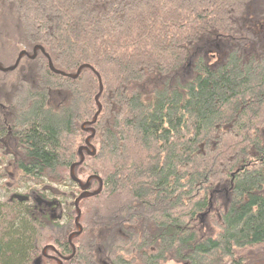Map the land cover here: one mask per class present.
<instances>
[{
	"label": "trees",
	"instance_id": "1",
	"mask_svg": "<svg viewBox=\"0 0 264 264\" xmlns=\"http://www.w3.org/2000/svg\"><path fill=\"white\" fill-rule=\"evenodd\" d=\"M246 3L0 0L3 67L38 45L63 73L92 68L71 79L37 51L0 73L12 98L0 144L19 156L7 159L17 187L38 186L27 190L36 201L0 203V264H56L45 245L71 253L80 191L69 167L96 110V73L95 153L74 174L103 184L79 200L85 225L62 264H264L240 255L264 248V0Z\"/></svg>",
	"mask_w": 264,
	"mask_h": 264
},
{
	"label": "water",
	"instance_id": "2",
	"mask_svg": "<svg viewBox=\"0 0 264 264\" xmlns=\"http://www.w3.org/2000/svg\"><path fill=\"white\" fill-rule=\"evenodd\" d=\"M37 51H40L41 53H43V55L47 58V62H48V67L49 69L55 73V74H60L62 76H65V77H68V78H71V79H75L77 78V76L79 75L81 69L83 68H89V69H92L89 65H81L77 68L76 72L74 74H64L63 72L59 71V70H56L54 69L49 57L47 54L44 53L43 49L41 46H38V45H35L32 49V52L31 54H29L28 52H26L25 50H21L18 52L17 56H16V59L14 61V63L11 65V66H7V67H3L1 66L0 64V72L1 73H7V72H12L18 65L20 59L22 57H26L28 59H31L33 60L36 56V52ZM96 73V72H95ZM97 77H98V83H99V93L94 97L95 98V103L97 105V111L95 112L94 114V117L92 118V120L88 123L90 125L94 124L96 119H97V116L98 114L100 113L101 111V104L100 102L98 101V96L102 90V83L100 81V78L98 76V74L96 73ZM81 130L82 131H85V132H90V135H88L85 140H84V145H81L78 147V154L80 156V159L77 163H74L70 166L69 168V177L70 179L76 183V185L78 186L79 190L81 191L80 194L76 197V199L74 200V206L77 207V204L79 202L80 199L82 198H86V197H90V196H94L96 195V193L98 191H95V192H89L88 191V185H89V182L92 180V179H96L97 177L96 176H93V175H89L84 181L80 180L79 178H77L74 174V168L78 165H80L83 161V155H82V152L85 151L88 155L90 156H93L94 153H95V148L90 144V139L91 137L93 136V132H94V129L92 127H88L86 129H84V124H82L80 126ZM98 179V178H97ZM99 180V179H98ZM101 189V183H100V180H99V190ZM20 200H24L25 197L24 196H17ZM78 210V209H77ZM79 213V211H78ZM75 224L77 227H79V224L77 223L78 221V216L75 217ZM74 234H77V232H75ZM74 234L72 236H74ZM71 238V237H70ZM70 241V239H69ZM47 249H51V250H54V248L52 246H45L43 249H42V255L44 257H49L48 255H46V250ZM74 251V249H73ZM54 260L56 261L57 264H61V260L57 259L56 257H54ZM38 260H36V263L35 264H38Z\"/></svg>",
	"mask_w": 264,
	"mask_h": 264
},
{
	"label": "bare ground",
	"instance_id": "3",
	"mask_svg": "<svg viewBox=\"0 0 264 264\" xmlns=\"http://www.w3.org/2000/svg\"><path fill=\"white\" fill-rule=\"evenodd\" d=\"M245 1H247V3L245 4V6H246V8H249L251 5H250V2H251V0H245ZM0 37L1 38H4L5 36H4V32L1 30L0 31ZM49 68V67H48ZM55 69V68H54ZM50 70V69H49ZM51 71V70H50ZM52 72V71H51ZM64 74H66V73H64ZM12 101V98H11V96L10 95H6V93L2 90V89H0V102L2 103V104H5V103H10ZM95 105H96V103H95ZM101 108H102V106H101ZM97 111V105H96V110L94 111V113H92L91 114V118L89 119V120H85V121H83V122H81L80 123V126L82 125V124H84V129H86V128H88L89 126L90 127H92V125H90V124H88L91 120H92V118L94 117V114H95V112ZM99 115V114H98ZM98 117V116H97ZM97 120V119H96ZM96 122V121H95ZM5 126H7L6 128H5V131H4V135L5 136H8V135H10V134H12V129H11V127H10V125H8L7 124V122H5ZM93 128V127H92ZM81 129V128H80ZM85 132V131H84ZM1 133V132H0ZM87 134L84 136V138H83V140H82V144L81 145H84V140H85V138L88 136V135H90V132H86ZM93 136H94V132H93ZM92 136V137H93ZM1 137V136H0ZM91 137V138H92ZM91 140V139H90ZM90 142V141H89ZM90 144H91V142H90ZM92 145V144H91ZM93 146V145H92ZM94 147V146H93ZM77 154H78V152H77ZM82 155H83V161L85 160V158H86V156H89L90 157V155H88L85 151H83L82 152ZM79 159H80V156H79V154H78V160H76V161H74L72 164H74V163H77L78 161H79ZM82 161V162H83ZM0 163H1V161H0ZM71 164V165H72ZM70 165V166H71ZM70 168V167H69ZM93 176H96L99 180H100V183H101V189H102V184H103V182H102V179H101V177L100 176H98V175H96V174H92ZM7 175H4L3 173H1L0 174V179L2 180V184H3V190L5 191V192H7L9 195H15V196H26L25 194H24V192H21L20 191V193H18V190L20 189V187H16V186H14V181H13V179H11V178H8V177H6ZM92 179V180H94L96 183H97V185H96V188L95 189H93V190H89V185H88V191L89 192H95V191H98L97 193H96V195L97 194H99L100 193V191H101V189L99 190V180L98 179ZM43 179H44V177H43ZM45 184H49L50 185V183H45ZM44 185V184H43ZM26 186V188H25V191L26 190H28V191H31V192H34V191H36V189H37V185L35 184V183H28V184H26L25 185ZM22 190V189H21ZM17 192V193H16ZM11 193H13V194H11ZM34 193H36V192H34ZM35 196V195H34ZM34 196H32L31 198H33ZM36 197V196H35ZM53 204H55L56 206H58V207H62L63 205V203L59 200V199H53ZM0 203H3V202H1L0 201ZM75 207V206H74ZM0 208H2L1 206H0ZM75 217H77L78 216V221H77V223L79 224V227H77L76 226V224H75V228L74 229H70V230H68L67 231V233H66V241L70 244V247H71V253L69 254V255H65V256H62L60 253H56L55 255V257L57 258V259H59V260H61V264H62V262H65V261H68L72 256H73V254H74V252H75V248H74V246H73V244H72V242H71V240H72V238L73 237H75V236H79L82 232H83V226L85 225V221L84 220H82L81 222L82 223H80L79 222V220H81L82 218H81V211L79 210V208L78 207H75ZM78 209V210H77ZM78 211H79V213H78ZM75 217H74V220H75ZM74 223H75V221H74ZM83 224V225H82ZM75 232H77V234H74ZM74 234V236H72ZM71 237V238H70ZM69 239H70V241H69ZM45 246H51V245H45ZM45 246H43L42 248H41V256H42V258H46V259H53L54 260V256L53 255H51V254H47L46 253V255H48L49 257H44L43 255H42V249L45 247ZM53 247V246H52ZM54 248V247H53ZM73 249H74V251H73ZM254 249H256V248H248V249H245L244 251H253ZM47 250H51V249H47ZM47 250H46V252H47ZM51 251H54V250H51ZM248 253H250V252H248ZM249 255H254V253H252V254H249ZM57 264V263H56Z\"/></svg>",
	"mask_w": 264,
	"mask_h": 264
},
{
	"label": "rangeland",
	"instance_id": "4",
	"mask_svg": "<svg viewBox=\"0 0 264 264\" xmlns=\"http://www.w3.org/2000/svg\"><path fill=\"white\" fill-rule=\"evenodd\" d=\"M4 56H6V54L3 52L2 53ZM2 80L4 81V78H2ZM0 108L2 109V110H5L6 109V107L4 106V104H2L1 102H0ZM4 118V114H1L0 115V119L1 118ZM2 137V136H1ZM1 137H0V139H1ZM5 144H8V142L5 140L4 141V139H3V142L0 144L1 146H2V149L0 150V161H1V163H0V174L1 173H3L4 175H7V173H10V175H11V178H12V176H13V173H12V171H11V167L9 166L10 165V162H9V160H7L8 158V156H10L11 155V152H10V149H7V147H5L6 145ZM5 145V146H4ZM9 145V144H8ZM4 146V147H3ZM4 188H3V184H2V180L0 179V201L1 202H4L5 201V199H6V197H8V196H10L7 192H5L4 190H3ZM73 189V188H72ZM71 189V190H72ZM61 191H63V192H65L66 190H67V188H61L60 189ZM20 191L21 192H24V189H19L18 190V193H20ZM73 191H74V189H73ZM17 193V192H16ZM11 194H13V193H11ZM4 200V201H3ZM253 250V249H252ZM248 252H250V253H248ZM252 253H256V254H263L264 255V248L263 247H261V248H256V249H254L253 251H241L240 252V255H244V256H247V255H249V254H252ZM167 264H174V263H167Z\"/></svg>",
	"mask_w": 264,
	"mask_h": 264
},
{
	"label": "flooded vegetation",
	"instance_id": "5",
	"mask_svg": "<svg viewBox=\"0 0 264 264\" xmlns=\"http://www.w3.org/2000/svg\"><path fill=\"white\" fill-rule=\"evenodd\" d=\"M1 64V63H0ZM1 66H2V64H1ZM1 73V72H0ZM1 109V108H0ZM8 159H15V160H17V158H19V156H17V154L15 155H10V156H8L7 157ZM6 177H8V178H11V175H10V173H7V176ZM11 179H13V181H14V186H16L17 187V176H12V178ZM25 188H26V186H22L20 189H24V194L26 195V196H24L25 197V199L24 200H20L17 196H13V195H10V197H13V199L14 200H16V201H24V202H26V201H28V200H30V201H36L37 200V197H33V198H31L32 197V195L31 194H28L27 193V190L25 191ZM4 201V200H3ZM42 203V202H41ZM39 205H45V207L47 206V207H50V208H47L48 209V211L50 212V216L51 217H54V214L52 213L53 212V210L55 209L54 207H52L51 205L52 204H50V202H45V203H42V204H40L39 203ZM56 256V255H55ZM54 256V257H55Z\"/></svg>",
	"mask_w": 264,
	"mask_h": 264
}]
</instances>
